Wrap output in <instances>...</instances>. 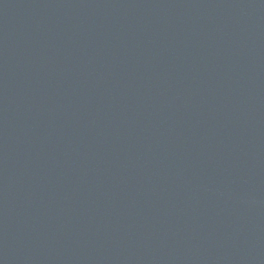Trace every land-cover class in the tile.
<instances>
[{
    "label": "water",
    "instance_id": "95a60500",
    "mask_svg": "<svg viewBox=\"0 0 264 264\" xmlns=\"http://www.w3.org/2000/svg\"><path fill=\"white\" fill-rule=\"evenodd\" d=\"M0 264H264V0H0Z\"/></svg>",
    "mask_w": 264,
    "mask_h": 264
}]
</instances>
